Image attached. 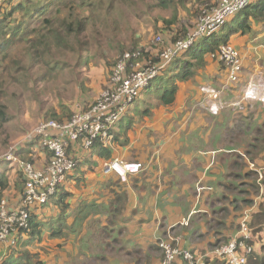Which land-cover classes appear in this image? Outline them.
<instances>
[{
    "label": "trees",
    "instance_id": "16d2710c",
    "mask_svg": "<svg viewBox=\"0 0 264 264\" xmlns=\"http://www.w3.org/2000/svg\"><path fill=\"white\" fill-rule=\"evenodd\" d=\"M148 1L149 0H5L0 10V37H3V40L0 42V71H3L4 76V78L0 81V127L3 128L10 120L8 108V104L12 101L11 99L8 100V93L10 89L14 85L18 86V88L24 89L38 87L34 85L38 82V78L34 74L30 73L31 67L27 66V63L34 66L35 70H40L41 76L39 79L41 84L45 86L48 81H53L57 78L60 69H62L64 73H67V71L70 70V66H64V62L61 61L62 57H68L76 54L78 59H81L83 55L85 56L88 54L85 59V64L88 65L90 63L89 55L94 47L93 39L96 38L98 40L100 27L107 26L112 29L114 26V29L119 30V24L112 19L114 11L117 7L120 6L122 8L124 6H128L130 10L135 9V11L142 10V12H144L147 10L154 12L152 9L166 10L171 6L177 8V4L179 3V0H156V5H150ZM199 1L202 2V0H198V2ZM140 3L142 5H140ZM204 6L205 7L200 11L199 19L201 18L204 10H212L217 6V3L213 5L206 4ZM250 20L259 21L262 22L259 24H264V0H257L253 2L248 8L228 20L222 29H225L224 34L219 35L222 31L220 30L212 36L202 38L201 41L196 42L188 49V51L181 52L175 59L176 62H181L180 59L184 55L193 58V60H187L184 64L178 66V68H174V71L177 74H175L172 78H169L170 69L167 68L168 66L164 68L160 72V75L152 81L151 85L147 89L145 88L140 92L139 96L130 107V110L123 115V117H121L116 128L121 129V132L126 131L130 136V133L133 130L131 129V126H133L130 118L131 109H133L134 106L143 99L147 92L152 89L151 86L154 82L157 84L158 88H162L165 85V91L159 97L161 105H174L177 95L176 93L178 91V83L187 82L194 78L195 69L205 67L206 59L208 60L210 54L212 55L218 51L221 45L230 46L234 44L232 41L234 36L248 35L252 30L249 24ZM163 21L162 22L166 24V28H168V30L174 23V21L165 18ZM196 29V23L188 26L186 34L179 40L186 39L187 36L192 34ZM252 36L255 37L256 34L254 33ZM155 40L156 44H154L153 48H150L152 50L149 51H145L149 49L145 46L140 47L137 41L133 42L129 46L124 45L120 42L117 36L112 39V43L113 47L117 50L120 59H123L126 54H130L132 56L127 61L129 67L133 66V63L137 59V55L142 57V61H144L146 66L147 63H150L151 65L160 63L163 64L161 57H158L160 52L157 48L163 46L164 44V47H166L167 44L166 42L164 43L165 39L163 35L155 36ZM170 45L171 47H174L176 42L173 41ZM14 47H18L19 52L17 55L11 54L13 56L11 57L10 53ZM20 47H22V50ZM164 47L160 49L161 55L167 50ZM7 58H10V62L4 67L2 66V63ZM212 61L215 63L214 60ZM225 71H227V68ZM76 76L78 79L79 76H82V73L77 74ZM161 78H164V80L161 81H165L163 84L159 82ZM198 80H202L204 82V79H201L199 75L197 81ZM31 82H33V86H31ZM245 82H247V80H245ZM80 88L84 91L85 83L82 82ZM233 93L235 92L233 91ZM96 103V100L90 102L86 99L84 105L80 106L78 109H74L73 106H70L64 107V110H68L65 113H60L59 110L53 111L56 116L54 117L55 120H52L60 124H64L69 122L76 112L81 111V109L88 110ZM257 108L262 109L258 113V123L260 124L252 126L247 134L246 130L242 134H236L238 140L237 142L241 143L239 148L237 147L238 145L235 144L233 147L230 146L227 149L214 152V155L217 154V157H220V160L214 165H221L225 161V167L231 169V172L226 175L229 180L224 184L221 182V186L225 189L226 193L222 197V200L228 201L230 205L235 204V210L239 211L236 213L237 219L234 223L235 225L233 224L226 227V224L222 221V219H225L223 216L222 218H219V220H215L212 215L200 214V216L207 215L205 217H210L209 222L207 218H203L207 234L214 233V238H219L217 237L218 235L223 236L217 239L216 243L206 245V247L210 245L208 247L214 248L221 245L219 242L226 241L225 243L228 244L239 232L243 220L247 217V225L252 233V241H248V245L252 244L254 246L252 254L247 256V264H264V245L260 246L258 250H255L256 244L254 243L257 235H259L260 232H264V193L262 197H259L261 187H264V172L263 178L260 179V182L258 183L259 178L257 173L249 170L246 172V166L243 163L244 159L256 161L258 163L261 162L258 160L262 158L264 159V109L260 105L257 106ZM230 114L232 116L242 114L246 119H248L251 111H231ZM224 119L225 117L223 116L222 120ZM134 121H136L137 125L147 124L143 116H137ZM121 132H119V134ZM243 138L246 139L243 140ZM40 140V138H37L39 146ZM130 141L131 137L129 140L121 142V144L130 145ZM84 143V138L79 139L76 142H70L68 150L69 155L71 157H76V159L80 158L81 163L87 161L88 159L86 158V152L89 153V151H94L98 146L103 149V146L97 142L89 151H85V148L83 149ZM10 146L11 145H9V148ZM34 146L33 142L26 141L18 146L16 154L22 159L26 158L27 161L29 158L28 155L34 156V153H36ZM102 149H98V152L103 159H107L108 162L114 160V155L111 154V152L103 154L104 150ZM30 159L33 161L32 157ZM130 162L141 163L137 159L131 160ZM9 164H11V167ZM260 167L262 166L260 165ZM2 168H5V170L0 172V206L8 192L18 190L22 191V188H24V190L26 188L24 175L19 168L17 169L16 166L14 167L11 162L0 160V169ZM143 168L144 170L142 172L145 171L144 165ZM77 170L78 167L74 169L72 174L76 173ZM10 171L11 174L8 173ZM207 183L209 182H203V190L208 188L209 185ZM62 187L63 186H61L56 194L49 198L46 204L42 206H35L34 209L29 210V216L27 218L29 228L19 229V241L17 246H20L22 240L25 238L29 239L30 244H35L36 242L42 243V241L46 238H48V240L61 241V239L68 235L67 233L70 229L66 224L67 217H65V213L71 207L70 200L72 198V193ZM23 194L24 192L21 195ZM10 207L17 208L18 205ZM52 207L59 210L56 216H48L46 214V210ZM227 212L228 210L225 209L223 215L226 216ZM257 239L259 241H263L264 236L259 235ZM168 242L173 246L179 245V241L177 239H173ZM157 245L158 248H160L158 242ZM180 245L186 248L181 243ZM213 249L206 250L202 252L203 254H198L195 250H193V253L198 254V256L205 255V261L208 264L225 263L222 261L225 259L212 255ZM14 251L9 256L10 259H4L3 264H6L7 260H11V264L15 262L18 264H25L21 262V258H16L14 256ZM25 257L26 259L31 260V256L28 253H26ZM162 260L163 257L160 262H162ZM225 261L228 264V261ZM182 262L184 264H189L186 261Z\"/></svg>",
    "mask_w": 264,
    "mask_h": 264
},
{
    "label": "crops",
    "instance_id": "0c3cea01",
    "mask_svg": "<svg viewBox=\"0 0 264 264\" xmlns=\"http://www.w3.org/2000/svg\"><path fill=\"white\" fill-rule=\"evenodd\" d=\"M263 40L264 37L262 39L257 38L254 40L253 50L261 56L257 57L255 66L252 67L249 65L253 70H257L259 74L261 71H264V63L263 68L260 64L261 61L264 62ZM232 41L237 46L247 47L249 36L236 35L232 38ZM171 42H173V40L167 39V43ZM175 42L177 43L179 40H176ZM168 48H171V45H168L167 49ZM178 66H181V64L176 65L175 68H178ZM208 67L210 69L209 71L199 73L200 78L204 79V82L198 80L197 84H190L192 87L190 92L186 93L185 87L179 86L178 83L176 99L172 106L161 105L159 97L165 91V85L162 88H158V86L155 85L150 89L143 97L142 101L138 102L134 108L131 109L130 118L133 125L131 126V129L133 130L131 131L130 136L139 128L142 133L147 132L148 129L158 125L165 129L161 136H166L168 133H177V135H179L178 133L181 130H188L191 128L192 132H198L200 136L202 134H207V137L202 138L211 141H208V144L220 142L222 144L221 146L214 147L211 149V152H209V150L202 152L204 159L202 158L203 156L200 158L199 156H194L192 154L188 155V153L185 156L181 153H177L176 156L171 158H158L157 160L151 159L149 162V168L145 165L147 167H145V171L140 175L130 176L127 183H123L117 174H104V165L108 160L103 159L100 155L98 149H102V147L98 146L93 151V158L87 159V162H91V166L85 169L82 166V169L77 170L62 187L72 193V198L70 200L71 207L66 211L65 217L70 216L72 219L74 218L73 216L76 214L74 211V200L76 198H79L81 204L84 203L87 206H89L91 200L96 202L95 206L99 204L103 205L105 209L103 212H100V217L103 219L102 221L105 222L102 223V221H100L99 227L102 229V232L111 234V237L115 238L116 244L123 243V246H125L124 248L129 253L128 257L132 259V261H128L127 264H142L141 259H143L144 256H147V254L148 261L145 264H160V258H154V255L152 254V256L151 253L159 252L160 248H158L157 245V236H162V233H165L164 236L171 234L173 239L179 241V245L181 243L186 248L192 249V251L194 249H196V252L212 250L214 247H208L210 246L208 245L207 248L206 245L216 243L217 239L223 236L218 235L217 237L219 238H214V233L207 234L206 227H204V223L202 222L204 221L203 218H207L209 222L210 217H205L207 215L200 216V214L212 215L215 220H219V218H222L223 216L225 219H222V221L226 224V227L233 225L237 219L236 213L239 211L235 210V204L230 205L228 201L222 200V197L226 193L225 189L221 186V182L224 184L229 180L226 175L231 172V169L225 167V161L221 165L215 166L214 164L220 160V157H217V154L214 155V152L227 149L230 146L233 147L235 145L234 142L238 141L236 134H242L245 130L247 134L251 127L258 123V113L262 109L257 108L258 104H256V110L251 111L248 119L243 116L242 121L245 120L244 125L234 119L236 126L233 124V117H236V115L232 116L230 114L229 116L226 115L224 111L219 113L210 112L209 108H206L209 106H206V104L201 105V102L207 103L209 100V96L205 98L206 94L201 91V86L207 87L209 85L214 86V84H217L219 88V86H222L226 82L228 73L227 71L224 73H218V71L223 69V66L221 64H218L217 66L213 61H210ZM257 71L256 73H258ZM164 82L165 81L161 82V84ZM225 92L233 93L232 90H227ZM227 96L225 94L221 95V97ZM220 99L223 98H217V100L214 101L218 102ZM196 102L199 104L197 105ZM211 103L212 102H210V104ZM137 116H143L147 124L137 125L136 121H134ZM223 116L225 117L224 120H222ZM253 117L256 118L254 120L256 123L249 124ZM214 132L216 135L215 137L213 136ZM118 135L119 133L115 137L114 143L117 145L116 148H111L110 150L103 148V154L111 152L114 157H124L129 162L134 160L129 145H122ZM195 137L189 141L190 148L193 147V143L195 145V142H198L199 138H197V136ZM161 139L163 140L164 137H161ZM131 142L132 141H130V144ZM135 149L136 152H139L137 154L139 162L142 163L143 160L149 159L147 157L141 158L138 156L142 154L140 151H143L140 147L135 146ZM160 150L166 151L167 147L162 144ZM32 157L33 161L38 166H42L49 160L50 155L48 152L43 153L42 151H39L34 153V156ZM258 161L261 162L258 163L256 161L244 159L243 163L246 166V172L249 170L257 173L259 183L260 179L263 178L264 159L262 158ZM252 164L255 168L251 167ZM260 165L262 167H260ZM199 182L201 183L199 184ZM203 182H209L207 183L209 186L206 190L202 189V191L199 192L200 187L198 188V186H203ZM263 193L264 187H261L259 197H262ZM16 205H18V201L12 206ZM225 209L228 210L226 216L223 215ZM55 210L56 209L53 207L49 208L46 210V214L50 216L49 214ZM58 211L59 210L57 209L54 214H58ZM106 214H108L107 218L104 217ZM68 227L69 229L71 228L70 226ZM107 228L110 229V232L107 231ZM124 234H126V236H124ZM259 235L264 236V232H260ZM259 235H257V237ZM257 237L254 240V243L256 244H254L255 250H258L260 246L264 245V239L260 242ZM90 238L91 240L94 239V242L96 241V239L92 238V235H88V233H85L84 235L81 234L77 239L79 250L82 243H87ZM96 238L102 239L100 238V233H98V235L96 234ZM68 241H73V243L77 242L75 239ZM50 242L53 241L46 238L42 243L36 242L35 244H30L29 239L25 238L22 240L20 246L14 251V256L16 258H21V262L25 264H31L34 255L37 256V260L34 264H45V258L43 256L40 257V254H37L40 252L28 253L32 256L31 260L26 259L25 255L27 253L26 251H32L31 249L37 250L42 248L43 245L49 246L47 243ZM225 242L226 241L219 242V244H226ZM196 243L198 245H196ZM3 249L5 250V247L0 244L2 256L5 253ZM77 255L78 254L74 255V253L68 251L63 254V257L64 259L71 261ZM2 256L0 257V264H3L4 261ZM222 261L226 263L225 260ZM6 264H11V260H7ZM13 264L18 263L15 262ZM176 264L184 263L178 261Z\"/></svg>",
    "mask_w": 264,
    "mask_h": 264
},
{
    "label": "rangeland",
    "instance_id": "374dc122",
    "mask_svg": "<svg viewBox=\"0 0 264 264\" xmlns=\"http://www.w3.org/2000/svg\"><path fill=\"white\" fill-rule=\"evenodd\" d=\"M219 1L220 0H202V2H198V0H179L177 8L171 6L166 10L152 9L154 12H150L147 10H145L144 12H142V10L135 11V9L130 10L128 6H124L122 8L119 6L114 11V16L112 18L113 21L119 24V30L114 29V26L112 29L107 26L100 27L98 40L96 38L93 39L94 47L92 50L93 53L91 52L89 55L90 63L88 65L85 64V59L88 54H86L85 56L83 55L81 59H78V56L76 54L68 57H62L61 61L64 62V66H70V70L67 71V73H64L63 70L60 69L57 78L53 81H48L45 86L41 84V81L39 79L41 76L40 70H35L34 66H31L29 63H27L26 65L31 67L30 73L34 74L38 78V82L34 84L38 87H30L29 89H24L18 88V86L14 85L10 89L8 93V100H12L10 104H8L10 120L6 125H4L3 128L0 127V160H4L6 158V155L12 152L13 148L18 147L22 143H25L27 141V137H29L30 139L33 136L37 135L39 129L38 126L42 122L52 119L55 120L54 117L56 115L53 111L59 110L60 113H65L68 110H64V107L70 106H73L74 109H78L80 108V106L84 105L86 99H88L90 102H93L95 100L97 102L102 98L103 94H109L108 89L117 88V84L113 82L112 76L114 69L122 60L119 59L120 56L117 50L113 47L112 39L115 36H117L120 42L124 45L129 46L133 42L137 41L140 47L145 46L146 48H149L145 51H149L152 50L150 48H153V45L156 44L155 36L163 35L165 39L164 43L166 42L167 45L166 47H164V44L163 46L157 48L160 52L158 57H161L160 49H162L163 47L167 49V46L172 43H167V39L173 41L182 39V37L187 32V27L193 25L194 23H196L198 26L196 30H199L201 20L199 21L198 19L200 17L201 9L204 8V5L206 4L213 5L217 3L218 5ZM148 2L150 5L157 4L156 0H149ZM2 4L0 6V10ZM140 5L142 4L140 3ZM164 18L174 21L169 30L168 28H166V24L163 23ZM259 23L262 22L255 20L249 21L252 30L248 34L249 43L247 47H240L235 44L230 45L235 50H237L243 58L242 61L244 70L240 74L239 81L237 80L234 84H231L229 82L228 75L226 82L222 86H219V88L217 84H214V86L209 85L208 88L206 86H201V91L206 94L205 98L209 96V100L207 101V103L201 102V105L206 104V106H209L206 108H209L210 112L217 113L219 111H224L226 115L230 116L231 111H255L256 104L264 108V71H261V73L259 74L257 70H253L249 66H255L257 57L261 56L258 55L255 50H253L255 42L254 40L257 38L262 39L264 37V24ZM224 30H222L219 35L224 34ZM254 33L256 34L255 37L252 36ZM1 40H3V37H0V42ZM18 47H14L10 55H17V53L19 52ZM20 48L22 50V47ZM98 48H100L101 50ZM213 54L209 55L208 60L206 59L205 67H199L195 69L194 78L190 79L187 82L179 83V86L185 87L186 93L192 90L190 84H197L199 73L207 72L210 70L208 67L210 61L212 62V60H214L215 65L218 66V64H221L223 66V69L218 71V73L226 72L225 69L227 68V66L219 61L220 56L217 59L213 57ZM11 57L13 56L11 55ZM180 60L181 62L172 61V63L170 64L174 67L169 70V73L172 74L169 76V78H172L175 74H177L175 72L173 73L176 65L184 64L187 60L191 61L193 60V58L184 55ZM9 62L10 58L5 59L2 63V66H7ZM263 63L264 62L262 61L260 63L262 68ZM144 64L145 63L144 61H142V57H137L136 61L134 62L135 70H144ZM105 68L107 71L105 70ZM256 71L258 73H256ZM145 72H138L134 75V77L140 79L141 81H144V79L147 78L144 77ZM80 73H82V76H79V78L77 79L76 75ZM3 78V71H0V81ZM162 80H164V78H161L159 82H161ZM245 80H247V82H245ZM82 82L85 83L84 91H82L80 88ZM128 82L129 85H132V80H128ZM153 85L157 86L155 82L152 84V88L154 87ZM31 86H33V82H31ZM148 87H146V89ZM227 90H233L235 93L225 92ZM222 94H225L226 96L228 94V96L221 97ZM217 98L223 99H220V101L218 102L214 101ZM141 101L142 100H140L139 102ZM210 102L212 103L210 104ZM196 104L198 105L199 103L196 102ZM243 116L244 115L242 114H237L234 119H236L240 124L244 125L245 120L242 121ZM234 119L233 124L236 126ZM255 119L256 118L253 117L249 124L256 123L254 122ZM259 124L260 123H257V125ZM164 131L165 129L162 126L158 125L152 127L151 129H148L147 132L142 133L141 129L139 128L138 130L134 131V134H131V136H129L126 131L121 132V129L116 128L112 131L111 135L116 137L117 134L121 132L118 135L121 142H124V140H129L131 137L132 142L129 145V148L132 154V158L134 160L139 159L137 158V154L139 152H136L135 146L140 147L143 151H140L142 152V154L138 156L141 158H149L142 161V164L144 163L143 165H146L148 168L150 166L149 162L151 161V159L157 160L158 158H171L176 156L177 153H181L184 156L188 153V155L192 154L201 158V156H203L202 152H205L207 150L211 152V149H213L214 147L222 145L220 142L208 144L209 140L202 138L207 137V134H202L200 136L198 132H192L191 128H189L188 130H181L178 133L179 135H177V133H168L166 134V136H161ZM195 136L199 138L198 142L196 141L195 145L193 143V147L190 148L189 141L192 140ZM213 136H216L215 132L213 133ZM161 137H164V139L162 140ZM246 138H243V140ZM31 142L34 143V149L36 150V152H39L40 146L38 145L39 143L37 141V138L33 139ZM161 143L167 147L166 151L160 150V147L162 146ZM234 144L238 145L237 147L239 148V145L241 143L234 142ZM9 145H11L10 148ZM112 146V149H114L117 145L112 144ZM92 154L93 150L87 153L86 158L92 159ZM14 156L17 158L18 162L32 163L34 165V161H31L30 158L32 156L30 155H28L29 158L27 159V161L26 158L22 159L18 155ZM114 158V160L122 159L128 161L124 157ZM202 158L204 159V156ZM9 166L11 167V164H9ZM13 166H16L17 169L19 168L18 165ZM82 166L84 167V169L90 167L91 162L85 161L79 164L77 166L78 170L79 168L81 170ZM4 170L5 168H2L0 169V172ZM8 173L11 174V171ZM200 183L201 182H199V184ZM199 187L202 186L199 185L198 188ZM23 192L24 188H22V191L18 190L8 192L4 199L7 201L9 206L14 205L16 201H18V203L20 202L18 204L19 208L23 206V195H21ZM74 202V211L76 212V214L73 216V219L69 216L66 220L67 225L71 227L67 233L68 235L61 239V241L51 240L53 242L47 243L49 246L43 245V247L40 249H31L32 251L26 252L29 254L33 252H40L37 254H40V257L43 256L45 258V264H127L128 261H132V259L128 257L129 253L124 248L125 246H123V243L116 244L115 238H112L111 234H106L105 232L101 231L102 229H100L99 224L100 221L103 220L100 217V212H103L105 209L103 205L99 204L95 206L96 202L91 200L89 202V206H87L83 203V201V204H81L79 198H76ZM55 211L51 212L49 215L56 216L57 214H54ZM104 217L107 218L108 214H106ZM103 222L105 221H102V223ZM202 223H205V221H203ZM109 230L110 229L107 228L108 232H110ZM85 233H88V235H92V238H95L96 241L94 242V239L91 240L90 238L87 243H82L79 250L77 239L81 236V234L84 235ZM98 233H100V238L102 239L96 238V234L98 235ZM164 234L165 233H162V236H157L159 244L165 241L173 240L171 234H167L165 236ZM124 236H126V234H124ZM73 239H75L77 242L73 243V241H68ZM196 245L198 244L196 243ZM17 247L19 246L16 245L14 248L10 249V252H7L3 249L5 253L2 256V251H0V257L2 256V259L9 258V256L15 249H17ZM68 251L74 253V255H78L71 261L68 259H64L63 254L67 253ZM196 253L203 254L201 251ZM152 254L154 255V258H160V260L163 257L161 248L159 249L158 253H151V255ZM147 256H144L143 259H141L142 264L147 263ZM36 257L37 256L33 255V262L31 264H34V262L37 260Z\"/></svg>",
    "mask_w": 264,
    "mask_h": 264
},
{
    "label": "built area",
    "instance_id": "2783aa9c",
    "mask_svg": "<svg viewBox=\"0 0 264 264\" xmlns=\"http://www.w3.org/2000/svg\"><path fill=\"white\" fill-rule=\"evenodd\" d=\"M4 1L0 0V6ZM255 1L257 0H220L215 9L204 10L199 19V21L201 20L199 30H195L186 39L180 40L174 47L168 48L162 53L163 64L151 65L146 62L144 70L136 71L134 63L133 66H128L127 61L132 57L130 54H126L123 59L119 58L122 61L118 63L112 76L117 88L108 89L109 94H103L92 108L76 112L69 122L60 124L53 120L44 121L38 126L37 135L30 139L27 137L29 142L40 138L41 151L49 153V160L42 166H38L36 163L33 165L32 163L18 162L14 156L17 155L18 147L13 148L4 160L19 166L25 178L26 188L23 194V206L11 208L5 199L1 202L0 244L5 247V251L10 252L9 250L18 244L19 229L29 228L27 220L29 210L34 209L35 206L46 204L49 198L56 194L61 186H64L71 178L74 169L81 163L80 158L76 159L69 155L70 142L84 138L83 149L85 148V151H89L97 142L107 150L113 148L115 137L111 133L117 127L121 117L130 110L140 92L148 87L164 68L167 66L169 68L172 60L177 58L181 52L188 51L202 38L218 33L228 20ZM137 57L139 56L137 55ZM213 57L219 58V61L227 66L231 84L239 81L244 66L243 58L237 50L232 46L221 45ZM138 72H145L144 77L147 78L144 81L135 78L134 75ZM128 80H132V85H129ZM251 167L255 168L253 164ZM143 170L142 163L118 159L107 162L103 172L105 175L117 174L123 183H127L130 176L138 175ZM202 189L200 187L199 191ZM247 222L246 217L234 238L228 244L214 248L212 255L227 260L228 264H247V256L253 252L252 245H248V241H252V233ZM159 246L163 252V260L160 264H176L180 260L189 264H207L204 261L205 256H198L190 249L179 245L173 246L168 241L160 243Z\"/></svg>",
    "mask_w": 264,
    "mask_h": 264
},
{
    "label": "clouds",
    "instance_id": "9594fccd",
    "mask_svg": "<svg viewBox=\"0 0 264 264\" xmlns=\"http://www.w3.org/2000/svg\"><path fill=\"white\" fill-rule=\"evenodd\" d=\"M176 58H174L172 61H174ZM173 66V65H172ZM172 66L170 65L169 66V69H172ZM175 71H173V73H174ZM176 73V72H175ZM170 75H171V73H170ZM215 100H217V99H215Z\"/></svg>",
    "mask_w": 264,
    "mask_h": 264
}]
</instances>
